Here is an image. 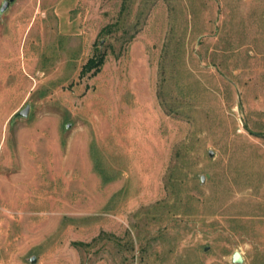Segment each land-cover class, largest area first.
Masks as SVG:
<instances>
[{
    "label": "rangeland",
    "instance_id": "374dc122",
    "mask_svg": "<svg viewBox=\"0 0 264 264\" xmlns=\"http://www.w3.org/2000/svg\"><path fill=\"white\" fill-rule=\"evenodd\" d=\"M235 251L264 264V0H15L0 15V264Z\"/></svg>",
    "mask_w": 264,
    "mask_h": 264
},
{
    "label": "water",
    "instance_id": "95a60500",
    "mask_svg": "<svg viewBox=\"0 0 264 264\" xmlns=\"http://www.w3.org/2000/svg\"><path fill=\"white\" fill-rule=\"evenodd\" d=\"M14 1L15 0H4L2 6L0 7V15L4 14L10 8V5L12 3H14ZM29 111H30V107L27 106L25 109H23L22 111L18 112L15 115V118H18V117L26 118L29 115ZM210 155L213 156V153L210 152ZM202 181H204V178L202 179ZM30 261H31V263H36L37 258L36 257H32ZM232 262L234 264H243L244 263V258H243V256H242L240 251H235L234 252V254L232 255Z\"/></svg>",
    "mask_w": 264,
    "mask_h": 264
},
{
    "label": "trees",
    "instance_id": "16d2710c",
    "mask_svg": "<svg viewBox=\"0 0 264 264\" xmlns=\"http://www.w3.org/2000/svg\"><path fill=\"white\" fill-rule=\"evenodd\" d=\"M105 62V56L104 55H98L96 57L90 58L87 63L83 66V69L81 71V76H86L90 72H93V76L97 75L101 67L103 66Z\"/></svg>",
    "mask_w": 264,
    "mask_h": 264
}]
</instances>
